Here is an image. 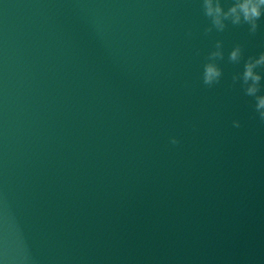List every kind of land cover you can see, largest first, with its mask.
<instances>
[{"label":"water","instance_id":"1","mask_svg":"<svg viewBox=\"0 0 264 264\" xmlns=\"http://www.w3.org/2000/svg\"><path fill=\"white\" fill-rule=\"evenodd\" d=\"M141 0H0V264H96Z\"/></svg>","mask_w":264,"mask_h":264},{"label":"clouds","instance_id":"2","mask_svg":"<svg viewBox=\"0 0 264 264\" xmlns=\"http://www.w3.org/2000/svg\"><path fill=\"white\" fill-rule=\"evenodd\" d=\"M201 7L204 16L209 21V26L205 28V35L213 32H224L230 25H247L250 35H255L260 27V21L264 18V0H231L227 8L222 4V0H201ZM243 57L242 46L237 44L228 53V60L232 63H240ZM223 42L217 40L214 50L210 51L207 62L203 66L202 81L203 84L212 87L218 84L222 77V69L218 61L223 60ZM258 68H264V52L258 56H249L244 61L243 71L232 76L233 83H239L243 89L244 95L251 97L254 103L256 116L261 123H264V93L261 92V81L264 76L257 71ZM234 128L241 126L239 120L232 122ZM172 145L179 144L176 137L170 139Z\"/></svg>","mask_w":264,"mask_h":264}]
</instances>
